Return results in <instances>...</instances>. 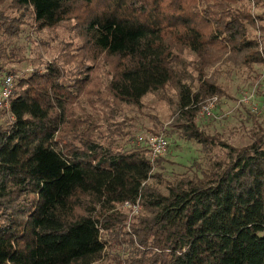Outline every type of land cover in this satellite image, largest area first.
Instances as JSON below:
<instances>
[{
    "label": "trees",
    "instance_id": "obj_1",
    "mask_svg": "<svg viewBox=\"0 0 264 264\" xmlns=\"http://www.w3.org/2000/svg\"><path fill=\"white\" fill-rule=\"evenodd\" d=\"M260 4L0 0V81L13 74L4 65L22 59L14 39L28 22L37 36L65 25L72 34L16 80L0 125V264H264V130L234 147L195 123L223 93L209 69L264 63V11H250ZM98 69L109 75L108 100L90 88ZM148 94L170 100L171 127L200 145L204 161L190 175L163 181L148 151L102 139V124L118 131L113 117L84 112L138 108ZM136 200L126 229L117 207Z\"/></svg>",
    "mask_w": 264,
    "mask_h": 264
},
{
    "label": "rangeland",
    "instance_id": "obj_2",
    "mask_svg": "<svg viewBox=\"0 0 264 264\" xmlns=\"http://www.w3.org/2000/svg\"><path fill=\"white\" fill-rule=\"evenodd\" d=\"M261 2L258 8L250 6L253 15L262 14L264 11V0ZM54 34L55 36L46 33L37 36L30 22L24 25L23 30L14 39V50L18 53L17 57L22 59L4 65L6 71H13L11 76L14 83L20 76L30 73L35 68L42 69L45 63L51 62L59 53L61 46L59 41L66 42L71 37L68 25L57 28ZM257 34L260 33L256 29L248 28L249 37H256ZM184 55L189 60L194 59L189 51ZM213 71V77L223 93L212 103L208 113L202 108L199 110L195 116V123L203 132L217 134L222 141L234 147L245 146L251 143L253 133L259 128L264 130V63H254L251 67H245L222 62L209 69L208 74ZM108 80L109 75L106 70L98 69L94 72L90 88L96 92V98L108 100L105 92ZM85 107L84 112L95 117H101L103 113L113 117L109 124L111 123V128L118 131L109 134L110 127L101 125L102 120H100L99 135L103 137L102 139L111 140L114 148L119 151L129 152L137 149L147 154L148 147L144 140L153 135H163L167 141L166 152L160 157L159 163L155 160L152 164V173H159L163 181H172L184 174L190 175L189 167L192 163L202 164L204 161L200 145L195 141L184 139L171 127L178 113L170 100L163 101L148 94L141 100V106L138 108L124 104H113V106L108 104L103 111L93 112L88 110L86 105ZM8 118L7 109L0 107V125ZM139 137L143 140H138ZM213 151L216 156L224 155V152L218 148H214ZM158 187L163 191L161 184ZM117 209L125 214L127 229L129 221L139 209H130L123 205Z\"/></svg>",
    "mask_w": 264,
    "mask_h": 264
},
{
    "label": "built area",
    "instance_id": "obj_3",
    "mask_svg": "<svg viewBox=\"0 0 264 264\" xmlns=\"http://www.w3.org/2000/svg\"><path fill=\"white\" fill-rule=\"evenodd\" d=\"M14 89V80L11 75H5L0 81V107H8L9 98ZM217 99V97H211L206 100L205 104L201 107L204 112L208 113L212 103ZM138 140H143L142 137H139ZM144 142L147 143V150L149 151V161L151 164L160 156H162L167 149V141L165 137L161 134L153 135L148 137ZM124 207L130 209H139V201L136 200L134 203L124 202L122 204Z\"/></svg>",
    "mask_w": 264,
    "mask_h": 264
}]
</instances>
